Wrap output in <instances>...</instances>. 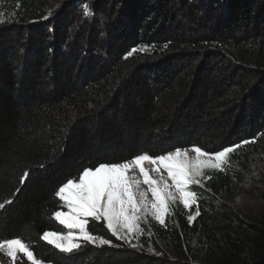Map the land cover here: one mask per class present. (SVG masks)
Masks as SVG:
<instances>
[{
	"label": "trees",
	"instance_id": "16d2710c",
	"mask_svg": "<svg viewBox=\"0 0 264 264\" xmlns=\"http://www.w3.org/2000/svg\"><path fill=\"white\" fill-rule=\"evenodd\" d=\"M0 7L11 20L0 24V202L12 201L0 209V239L25 235L44 264H264V208L243 216L233 206L254 181L251 161L264 155V0H0ZM245 140L255 142L195 189L200 215L191 225L188 210L175 205L166 227L144 224L132 241L143 247L96 222L91 231L113 246L65 256L38 240L51 229L54 190L83 168ZM257 189L264 205L263 181Z\"/></svg>",
	"mask_w": 264,
	"mask_h": 264
},
{
	"label": "snow or ice",
	"instance_id": "6c2138e0",
	"mask_svg": "<svg viewBox=\"0 0 264 264\" xmlns=\"http://www.w3.org/2000/svg\"><path fill=\"white\" fill-rule=\"evenodd\" d=\"M82 8L85 17L92 15L87 3ZM50 15L51 11L43 19ZM9 22L11 20L0 11V24ZM147 50V46L133 48L125 59L137 51ZM254 142L245 140L215 152L199 146L177 148L157 156L142 152L122 162L83 168L76 177L67 179L54 190L52 202L56 208L47 215L51 229L39 234L38 240L65 256L79 252L85 245L113 246L111 239L91 231V223L96 222L102 223L111 237L129 247H143L132 242L134 239L139 241L145 233L142 224L154 221L166 227V217L173 214V206L182 205L188 210L187 221L191 225L200 215L199 196L193 186L204 188V180L211 178L207 175L209 171L224 172L230 163V154ZM29 176L28 170L23 171L18 178L19 184L23 185ZM11 202L10 199L3 200L0 209ZM194 206L195 211H191ZM148 234L150 236L151 232ZM148 251L154 252V249L149 247ZM0 253L13 262L18 261V254H23L30 264H44L30 239L23 234L0 239Z\"/></svg>",
	"mask_w": 264,
	"mask_h": 264
},
{
	"label": "rangeland",
	"instance_id": "374dc122",
	"mask_svg": "<svg viewBox=\"0 0 264 264\" xmlns=\"http://www.w3.org/2000/svg\"><path fill=\"white\" fill-rule=\"evenodd\" d=\"M48 2V0H46ZM2 8L0 7V11ZM146 167H151V165H146ZM251 167L253 172L254 181L248 184L242 185L240 190L234 196V208L243 216L257 215L263 211L264 205L260 200L258 193L257 185L264 182V155L260 157H254L251 161ZM166 175V173L164 174ZM197 186H193L195 190ZM144 224H142V227ZM135 240V239H134ZM0 264H30L26 257L23 254H18V261L13 262L9 257L4 253H0Z\"/></svg>",
	"mask_w": 264,
	"mask_h": 264
}]
</instances>
